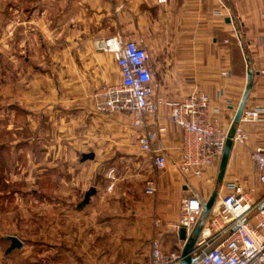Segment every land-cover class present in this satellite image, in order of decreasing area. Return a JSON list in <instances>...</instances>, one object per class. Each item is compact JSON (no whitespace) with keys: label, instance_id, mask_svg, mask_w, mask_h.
<instances>
[{"label":"crops","instance_id":"crops-1","mask_svg":"<svg viewBox=\"0 0 264 264\" xmlns=\"http://www.w3.org/2000/svg\"><path fill=\"white\" fill-rule=\"evenodd\" d=\"M223 1L227 5L223 10V25L217 24L219 19L214 15L218 0H0V19L21 26L25 32L29 31L31 22L37 23L39 33L32 34L37 37L43 58L37 76L54 81V87L59 86V90L68 83L105 82L111 72L120 79L115 55L98 51L94 41L122 34L141 43L143 33H149L151 44L157 50L165 47L171 55V67L167 69L171 75L166 73V85L186 88L182 96L194 88L208 93L213 117L219 119L213 122L227 129L244 96L249 69L253 71V81L245 107H264V0ZM229 13L232 22L226 21ZM29 34L0 33V59L5 56L0 68L5 65L4 69L14 70L20 66L18 82L27 83L30 77V60L24 55V35ZM18 55L23 61H18ZM224 70L230 72L229 77L222 76ZM6 73L4 97L9 105H14L21 98V91L13 93L17 75L11 73L14 77L11 80ZM155 83L158 87L156 78ZM175 96L173 99H177ZM159 121L167 127L165 145L169 164L159 173L152 169L146 178L157 179V198L144 194L143 185L136 196L117 191L116 204L97 210L89 205L80 208L79 204L75 211H70L55 204L52 224L49 227L42 224L44 231H53V264H148L154 238L161 240L165 252L184 248L180 235L164 232L157 223L177 220L183 198L192 192L176 166L182 130L169 121L168 107L160 109ZM237 127L249 134V140L246 145H233L223 181L243 178L254 181L257 168L251 153L264 143V122L256 126L241 119ZM215 176L217 168H212L201 179L192 180L205 203L215 190L219 191L216 188L207 196ZM120 199L124 202L130 199L133 204ZM8 236L2 238L10 241ZM20 239L24 250L25 238Z\"/></svg>","mask_w":264,"mask_h":264},{"label":"rangeland","instance_id":"rangeland-1","mask_svg":"<svg viewBox=\"0 0 264 264\" xmlns=\"http://www.w3.org/2000/svg\"><path fill=\"white\" fill-rule=\"evenodd\" d=\"M218 19L217 24L223 25V19ZM28 27L29 31L25 32L21 26L0 19L2 34L30 33L24 35V55L31 64L27 83L17 81L18 73L22 72L20 66L14 70L4 69L5 65L0 68V85L3 84L0 91V264H53V231H44L43 225L52 224L55 204L75 211L94 186L98 191L92 196L89 208L97 210L114 205L118 200L117 191L136 196L152 171L139 150L138 133L130 125V119L120 113L105 115L93 109V91L102 84L118 81L114 73L98 84L68 83L62 90L59 86L56 89L54 81L37 76L40 72L37 67L43 58L37 37L32 33L39 32L36 22ZM143 34L141 44L151 53L156 68L157 94L168 100L175 95L177 99L186 96L181 95L185 87L166 85V73L171 75L167 71L171 67V55L165 47L157 50L151 44L149 33ZM20 60L23 61L19 56ZM2 61H5L4 54ZM6 72L11 80L14 78L11 73L17 75L13 93L21 91V98L14 100V105H9L4 97ZM90 152L95 153V159L83 161L84 153ZM218 173L219 168L217 176ZM217 176L208 188V197L226 182L219 183ZM130 202L127 199L124 203L130 205ZM64 213L69 215V211ZM3 235L24 237L25 249H15L7 255L10 241L4 240ZM225 236L217 237V242ZM208 244L213 246L216 242L211 239Z\"/></svg>","mask_w":264,"mask_h":264},{"label":"built area","instance_id":"built-area-1","mask_svg":"<svg viewBox=\"0 0 264 264\" xmlns=\"http://www.w3.org/2000/svg\"><path fill=\"white\" fill-rule=\"evenodd\" d=\"M225 9L226 3L218 0L214 15L224 21ZM228 16L232 22V15L229 13ZM237 39L242 44L240 34H237ZM94 46L98 51L115 55L120 79L102 84L93 91V109L105 115L120 113L130 119V125L138 133L139 150L155 172L166 170L169 164L165 145L167 127L159 121L160 109L168 107L169 121L181 128L182 141L177 148L176 166L192 192L183 198L177 220H158L157 223L163 226L164 232L178 236L185 228L187 237H190L203 217L205 204L192 180L201 179L208 169H218L230 127L225 129L213 122L219 119H214L212 99L202 89L194 88L180 99L168 100L158 95L152 55L145 45L118 34L97 39ZM221 74L223 77L230 76L228 70ZM241 119L263 123L264 107H245ZM248 140L249 134L237 127L234 144L246 145ZM251 158L257 168L255 180L243 178L222 184L212 213L196 241L192 253L193 257H198L195 264H264V143L252 151ZM143 191L148 196H157V179L148 178ZM224 234L226 236L217 242V237ZM211 239L216 245L208 244ZM182 253L183 246L165 252L161 240L154 238L148 264H181Z\"/></svg>","mask_w":264,"mask_h":264},{"label":"water","instance_id":"water-1","mask_svg":"<svg viewBox=\"0 0 264 264\" xmlns=\"http://www.w3.org/2000/svg\"><path fill=\"white\" fill-rule=\"evenodd\" d=\"M227 22H231L230 18L226 19ZM247 63H249V59L247 58ZM252 81H253V71L251 69H249L248 71V83H247V87L245 89V93L244 96L242 98V101L236 111V115L235 118L233 120V123L230 127L229 130V135H228V139L226 141V145L224 148V152L220 161V165H219V173H218V182L222 183L227 171V167H228V163H229V159L231 156V151L234 145L233 142V137L235 135L236 132V125L240 122L243 111L245 109L246 106V102L248 99V96L250 94V91L252 89ZM89 159H95V153L94 152H90V153H84L82 160H89ZM97 192V188L96 187H91L85 194L84 199L82 200V202L80 203L79 207L83 208L86 205H88L91 201V198L93 195H95ZM218 195V191L215 190L212 195L210 196L209 200L204 204V211H203V217L201 219V221L198 223V225H196V227L193 230V234L190 237H187L186 234V229L182 228L180 231V238L185 241L184 244V248H183V253H182V259H181V264H195L198 261V257H193L192 253L195 249V244L196 241L198 239V237L200 236L204 223L205 221L208 219V217L211 214V211L213 209V206L216 202V198ZM262 207H264V205H262ZM234 230V229H233ZM8 240H10L11 244L8 247L6 253L9 254L11 253L13 250L15 249H21L23 247V241L16 235H9L7 237Z\"/></svg>","mask_w":264,"mask_h":264},{"label":"bare ground","instance_id":"bare-ground-1","mask_svg":"<svg viewBox=\"0 0 264 264\" xmlns=\"http://www.w3.org/2000/svg\"><path fill=\"white\" fill-rule=\"evenodd\" d=\"M209 230L208 229H206V233L208 232Z\"/></svg>","mask_w":264,"mask_h":264}]
</instances>
